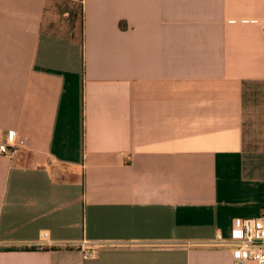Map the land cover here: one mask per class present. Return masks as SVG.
Listing matches in <instances>:
<instances>
[{
    "label": "crops",
    "instance_id": "1",
    "mask_svg": "<svg viewBox=\"0 0 264 264\" xmlns=\"http://www.w3.org/2000/svg\"><path fill=\"white\" fill-rule=\"evenodd\" d=\"M263 24L264 0H0V264H235Z\"/></svg>",
    "mask_w": 264,
    "mask_h": 264
},
{
    "label": "built area",
    "instance_id": "2",
    "mask_svg": "<svg viewBox=\"0 0 264 264\" xmlns=\"http://www.w3.org/2000/svg\"><path fill=\"white\" fill-rule=\"evenodd\" d=\"M22 148V143L16 142L10 133L7 142H0V156L13 159L21 153ZM41 237L45 239L48 235L44 233ZM217 240L222 241L219 235ZM232 245L231 252L235 264H264V217L236 219L233 223ZM87 255L86 253L85 256Z\"/></svg>",
    "mask_w": 264,
    "mask_h": 264
}]
</instances>
